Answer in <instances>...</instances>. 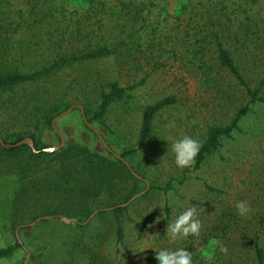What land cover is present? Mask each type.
<instances>
[{
  "label": "rangeland",
  "instance_id": "rangeland-1",
  "mask_svg": "<svg viewBox=\"0 0 264 264\" xmlns=\"http://www.w3.org/2000/svg\"><path fill=\"white\" fill-rule=\"evenodd\" d=\"M96 3L103 5V13L98 14L99 29L94 18L85 14ZM135 11L138 19L132 20ZM80 15L81 27L95 30L96 39L110 42L124 37L135 48H124L118 58L72 63L51 73L45 81L6 89L0 99V136L9 141L13 135L7 134L25 131L50 151L59 139L52 130L31 124L32 118L20 110L25 101L38 105V110L48 115L50 106L58 101L62 106L66 102L84 104L93 111L100 92L107 90V82L116 80L123 87L136 84L124 100L110 104L102 126V122L91 124L118 154L125 147L135 148L143 106L174 95L176 101L155 114L154 134L134 156L142 157L138 170L151 185H163L170 175L179 179L182 170H186L187 178L174 182V188L166 193L148 190L125 205L128 218L122 219V226L126 249L115 242L114 217L107 210L97 212L85 224H65L55 217L20 227L21 246L11 256L0 257V264H22L23 247L29 252L28 264H88L93 252L111 264H157L154 257L159 250L181 247L191 252L193 264H254L256 235L264 249V220L260 223L264 217V104L250 105L238 120L237 129L222 136L216 149L196 169L177 168L170 145L184 135L201 141L209 125L228 124L247 100L242 86L223 68L215 66L205 80L201 70L184 64L181 60L189 57L186 46L200 45L209 58L219 38L232 59L238 61L250 87L264 75V0H0V23L11 25L10 33L1 32V37L9 40L3 43L8 47L0 50V58L22 71L40 66L54 53L45 31L55 34L65 26V33H69L79 24L76 17ZM172 47L176 58L168 52ZM156 62L164 64L154 67ZM259 94L264 96V84ZM60 109L58 113L64 110ZM55 125L63 134L64 145L81 144L101 151L96 136L83 125L78 109L58 118ZM135 157L130 159L134 161ZM24 158V153L0 157V247L14 243L15 227L38 217L42 211L39 205L63 200L62 195L50 190L30 192L20 198L21 210L12 213L11 205L14 198L17 200L14 195L19 191L16 163ZM49 163L59 168L58 161L49 158L38 165L24 161L21 165L28 164L33 171L46 170ZM114 177L117 184L112 192L96 197L98 206L91 211L123 203L126 196L145 186L124 171ZM241 200L251 206L247 217L236 212L234 205ZM192 206L197 208L202 223L199 237L169 242L166 226ZM78 218L82 222L86 217ZM225 225L228 228L223 231ZM222 246L227 248V255L220 251Z\"/></svg>",
  "mask_w": 264,
  "mask_h": 264
},
{
  "label": "trees",
  "instance_id": "trees-1",
  "mask_svg": "<svg viewBox=\"0 0 264 264\" xmlns=\"http://www.w3.org/2000/svg\"><path fill=\"white\" fill-rule=\"evenodd\" d=\"M102 9L103 5L96 3L95 5L93 4L91 10L89 9V11L85 12L88 17L94 18L93 20L97 23V29L101 27V19L98 17V14L103 13ZM81 18H83L82 15L76 17V23L79 24L75 25L74 29H70L71 32L69 33H65V26L59 28V30H55V34L50 33V30L45 31L48 40L51 41L54 53L50 59L43 60L38 67L22 71L14 65H7L4 63V61L7 60L0 58V99L6 89L22 83L31 84L38 81H45L51 73L72 63L94 60L102 57H121L125 51L124 48H128L132 45V43L127 40L128 38L126 39L124 37L117 41L112 40L110 42H104L100 37L96 39L94 37L96 35L95 30L93 31L91 29H86L87 27H81ZM130 19L137 20L138 11H135ZM10 26V23H0V37L1 32L5 34L6 32L10 33ZM6 39L7 41L9 40L8 37L0 38V50L2 51L4 48L8 47L3 44ZM218 39L214 44L212 52L214 55L209 58L205 57V50L203 47L194 44L185 47V51L189 57L187 60L181 61L184 64L192 66L196 70H201L200 72L205 80L210 76V73L215 66L223 68L235 80L237 85L242 86L247 96V100L244 105L236 109L228 124L224 126L214 124L207 127L202 135L200 141L202 147L195 158L193 169L198 168L204 161L205 157L216 149L222 136H229L233 129H237L238 120L250 109V105L255 103L264 104V96L259 94L261 86L264 84V75L259 79L256 85L250 87L249 83H247L244 78L242 70L238 66V61L235 62L232 59L228 49L223 46ZM131 48H135V46H131L130 49ZM168 52L172 54V58H176V50H174L173 47ZM0 54L3 55L1 52ZM163 64L164 62H156L154 67ZM135 86L136 84L123 87L120 86L116 80L107 82V90H102L100 92L99 102L95 110H87L86 106L82 104L87 121L90 123L93 121L102 122V126L110 104L122 99L124 100L128 96L127 91ZM30 98L34 99L35 97ZM175 101L176 99L174 95L168 94L144 105L141 109L135 148L125 147L118 153L122 158L128 161L133 171L142 178H144V174L138 170L141 162L140 159L142 157L136 155L135 157L134 154L137 150L141 148L143 149L154 134L153 118L155 114L159 110L173 104ZM25 102L26 103L21 105L20 110L26 111L29 117L32 118L31 124H34L36 127L42 126L45 129L52 130L50 119L53 115L58 113L60 109L59 107L62 106L61 101H58L60 103L55 101L56 103L50 106V115L44 111L41 112L38 110V105H29L27 101ZM63 104L64 106H62L61 109H65L69 106L67 102ZM7 135H13V138L12 140L7 141L0 136V157L3 158L5 156L7 158L11 155L19 156L20 153H24L25 155L23 160H19L16 163L18 171L15 173V178L17 180L19 191L14 195L17 197V200L14 198L13 205H11L12 213L16 214L23 207L20 199L22 196L27 197L30 192L40 194V191L42 190H50V192L62 195L63 200L58 201L53 205H50L49 203L39 205V208H41L42 211L37 216L59 213L64 216H74L77 217V219H79L78 216H83V218H85L91 212V208L98 206V200H95L96 197L105 193L110 194V192H112L111 190L117 184L115 183L114 177L117 175V172L124 171L132 180L144 183L143 180L137 179L131 175L125 165L111 153L106 151L102 146L101 151H97L91 150L86 145L70 143L65 144L56 150L46 151L43 145H39L36 142L31 133L21 131ZM25 137L32 139L35 151L31 150L25 144L12 145ZM154 152L155 151L153 150L152 153ZM134 157L135 159L132 161L131 159ZM45 158H49L50 160L56 159L59 163V168L57 169L56 165L54 166V164L49 163L50 165L48 164L49 166L46 170H43V168H35L32 171L30 165H21L23 161L25 163L35 162V165H38V163ZM185 172L186 170H182V176L179 179L170 175L163 185H151V183H149L148 190L157 189L166 193L174 188V182L181 183L187 178ZM207 188L211 189L209 186H207ZM147 191L144 194H146ZM129 197L130 196H126L123 202ZM102 206H104V208L110 207L109 209L101 211L108 210V213L114 217L115 242L119 244L122 249H126L124 228L122 226V219L128 218V215L125 213L126 206H117L116 204ZM164 211L166 216H168V207L165 206ZM263 218L264 217H261V224H263ZM232 223L234 224V221H232ZM214 228L215 226H212V229ZM226 228H228V225H225L222 230L225 231ZM254 238L255 242L252 247L254 264H264V249L262 246L258 245V235ZM203 240H205V238ZM20 246L21 243L17 242L15 239L14 243L0 247V257L11 256L15 249ZM87 261L88 264H111L109 260H105L101 255L95 252L89 254Z\"/></svg>",
  "mask_w": 264,
  "mask_h": 264
},
{
  "label": "clouds",
  "instance_id": "clouds-1",
  "mask_svg": "<svg viewBox=\"0 0 264 264\" xmlns=\"http://www.w3.org/2000/svg\"><path fill=\"white\" fill-rule=\"evenodd\" d=\"M170 147L175 166L184 169L193 166L202 145L200 141L184 135L182 138L173 141ZM234 206L237 214L241 217H247L251 212V206L247 201H237ZM201 228L202 223L198 218L197 208L192 206L180 212L166 226L165 233L169 242L174 243L178 240H186L189 236L199 237ZM220 251L227 255L226 247L222 246ZM154 259L157 264H193L191 252L183 247L175 250L161 249L156 253Z\"/></svg>",
  "mask_w": 264,
  "mask_h": 264
},
{
  "label": "water",
  "instance_id": "water-1",
  "mask_svg": "<svg viewBox=\"0 0 264 264\" xmlns=\"http://www.w3.org/2000/svg\"><path fill=\"white\" fill-rule=\"evenodd\" d=\"M77 108L79 113H80V117L82 119L83 124L89 128L94 135L96 136L98 142L100 143V145L109 153H111L114 157H116L118 160H120L125 167L127 168V170L131 173V175H133L134 177H136L137 179L143 180L145 183V186L143 189H141L140 191L132 194L126 201H124L123 203L120 204H116L117 206H125L127 205L130 201L134 200L135 198L141 196L142 194H144L148 188H149V182L142 178L141 176L137 175L133 169L131 168L130 164L124 159L122 158L119 154L115 153L114 151H112V149L108 146V144L105 142V140L103 139V137L101 136L100 132L97 130V128H95L89 121H87L84 111H83V107L81 104H71L69 105L67 108H65L64 110H62L61 112L57 113L56 115H54L51 120H50V126L52 128V130L55 132V134L58 136L59 138V143L53 147H51L49 150H56L60 147H62L64 145V137L63 134L61 133V131L56 127L55 125V121L60 118L61 116L65 115L66 113H68L70 110ZM19 144H25L27 145L31 150L35 151L34 146H33V141L31 138L29 137H25L17 142H15L12 145H19ZM8 146V145H6ZM46 150V149H45ZM110 207H102V208H97V209H93L88 215L87 217L82 221L79 222L76 218L74 217H65L64 215L61 214H46V215H40L36 218H34L31 222L26 223V224H22V225H18L15 227L14 229V235L16 238L17 242H21L19 237H18V230L20 227L22 226H26V225H32L37 221L40 220H45V219H50V218H55L57 217L58 219H60L63 223L68 224L70 222H74V223H80V224H85L88 222V220L97 212L101 211V210H106L109 209ZM23 250L25 251V257L22 261V264H28V258H29V252L23 247Z\"/></svg>",
  "mask_w": 264,
  "mask_h": 264
}]
</instances>
